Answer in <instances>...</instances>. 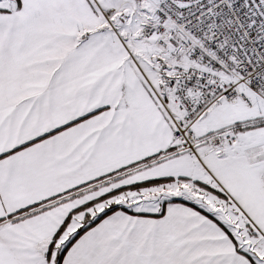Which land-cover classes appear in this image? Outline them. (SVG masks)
<instances>
[{
  "label": "snow or ice",
  "instance_id": "snow-or-ice-1",
  "mask_svg": "<svg viewBox=\"0 0 264 264\" xmlns=\"http://www.w3.org/2000/svg\"><path fill=\"white\" fill-rule=\"evenodd\" d=\"M0 264H264V0H0Z\"/></svg>",
  "mask_w": 264,
  "mask_h": 264
}]
</instances>
